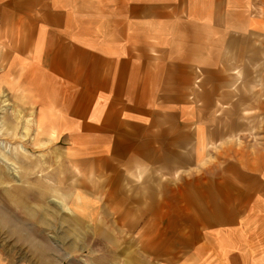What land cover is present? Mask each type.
Returning a JSON list of instances; mask_svg holds the SVG:
<instances>
[{"label": "crops", "instance_id": "1", "mask_svg": "<svg viewBox=\"0 0 264 264\" xmlns=\"http://www.w3.org/2000/svg\"><path fill=\"white\" fill-rule=\"evenodd\" d=\"M4 99L107 199L0 264H264V0H0Z\"/></svg>", "mask_w": 264, "mask_h": 264}, {"label": "rangeland", "instance_id": "2", "mask_svg": "<svg viewBox=\"0 0 264 264\" xmlns=\"http://www.w3.org/2000/svg\"><path fill=\"white\" fill-rule=\"evenodd\" d=\"M34 127L28 113L23 115V110H15L11 102L0 100V252L14 260L29 258L31 262L39 248L45 251L47 261L80 257L85 254L79 251L82 246L64 237L68 232L65 222L74 216L72 210L79 212L92 200L96 206L105 202L107 198L100 195L102 181L93 180L95 191L91 196L87 192L86 165L71 162L52 142L44 141L43 134L35 133ZM125 184L130 190L136 184L141 188L142 204H150L146 195L149 190L145 189L149 182L140 179ZM89 186L92 189V180ZM22 223L30 226L24 231L35 239L34 245L21 244L9 236L7 228L16 226L23 231Z\"/></svg>", "mask_w": 264, "mask_h": 264}]
</instances>
